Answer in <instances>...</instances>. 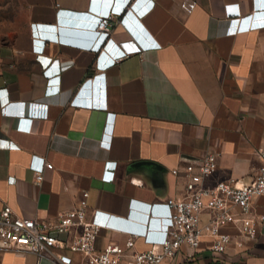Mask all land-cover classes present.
I'll list each match as a JSON object with an SVG mask.
<instances>
[{"label":"crops","instance_id":"1","mask_svg":"<svg viewBox=\"0 0 264 264\" xmlns=\"http://www.w3.org/2000/svg\"><path fill=\"white\" fill-rule=\"evenodd\" d=\"M262 2L0 0V211L10 205L53 226L87 191L86 221L100 210L159 236L165 222L149 227L142 216L162 217L150 205L186 196L188 163L215 153L206 184L253 180L264 169V28L239 31L226 5L252 15ZM110 12V33L98 30ZM127 39L141 52L123 58ZM34 157L45 158L40 183ZM252 213L255 239L231 225L225 253L205 243L162 264H264V197ZM82 231L70 228L72 237ZM128 239L104 228L96 245L126 247ZM149 247L135 238L124 259ZM25 251L0 245V264H24ZM40 264L60 263L44 252Z\"/></svg>","mask_w":264,"mask_h":264},{"label":"built area","instance_id":"2","mask_svg":"<svg viewBox=\"0 0 264 264\" xmlns=\"http://www.w3.org/2000/svg\"><path fill=\"white\" fill-rule=\"evenodd\" d=\"M259 6L264 8V2ZM233 7L234 5L227 4L226 14L238 20L239 31L264 28V9L255 11L252 15H242L239 4L235 5L236 8ZM114 16L110 12L102 17L97 29L110 33ZM119 45L123 50V58L141 52V48L132 39L121 41ZM123 58L117 59L116 64ZM9 107H4V113L12 114ZM17 114L23 115L25 110L22 109ZM257 152L264 161V146H260ZM35 161L36 157L32 168L37 174V182L40 183L43 179L45 158L39 157L37 164ZM216 163L215 153L206 154L199 162L188 163L185 167V176L188 179L186 196L150 205L152 211L163 209L164 216L154 218L158 223L165 222L164 224L169 226L165 231L163 224L162 229L158 231L159 236H153L150 232L148 242L143 237L150 247L134 252L131 262L124 259L126 252L134 246L135 238L142 237L140 234L145 228L125 225L120 218L111 219L108 213L100 210L94 212L91 221H86L87 191L79 205L58 214L57 222L53 226L32 217H23L10 205H5L0 211V245L7 248H24V264H40L44 252L51 254L60 264H72L71 256L57 252L64 249L83 255L89 260V264H162L173 260L183 247L189 249L191 257L205 243L206 249L211 253L223 254L233 239V235L225 230L226 227L235 225L241 235L252 239L258 236L260 219L253 215L252 208L254 199L264 197V169L246 183L238 184L231 180L213 185L206 184V179L212 175ZM173 172L177 174L179 171L174 169ZM99 216L105 217V220ZM74 225H81L83 231L72 237L70 228ZM104 228L127 233L129 239L126 247L110 242L104 249L99 250L96 242Z\"/></svg>","mask_w":264,"mask_h":264},{"label":"water","instance_id":"3","mask_svg":"<svg viewBox=\"0 0 264 264\" xmlns=\"http://www.w3.org/2000/svg\"><path fill=\"white\" fill-rule=\"evenodd\" d=\"M141 217V216H140ZM152 214L146 219V216H142L143 220H147V225L149 227H156L158 225L157 220L154 218Z\"/></svg>","mask_w":264,"mask_h":264},{"label":"clouds","instance_id":"4","mask_svg":"<svg viewBox=\"0 0 264 264\" xmlns=\"http://www.w3.org/2000/svg\"><path fill=\"white\" fill-rule=\"evenodd\" d=\"M169 226V224H164L163 228L165 229V231H167V227ZM150 230L149 229H145L140 236L145 237L146 238V242H148V240H150Z\"/></svg>","mask_w":264,"mask_h":264}]
</instances>
